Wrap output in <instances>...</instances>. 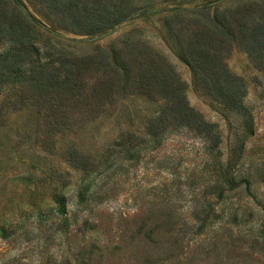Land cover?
Wrapping results in <instances>:
<instances>
[{
	"label": "rangeland",
	"instance_id": "rangeland-1",
	"mask_svg": "<svg viewBox=\"0 0 264 264\" xmlns=\"http://www.w3.org/2000/svg\"><path fill=\"white\" fill-rule=\"evenodd\" d=\"M254 1L131 0V16L101 35L86 36L56 27L51 13L34 0H13L32 19L39 47L48 40L78 58L97 47L123 54L126 42V49L143 44L159 54L185 83L189 106L215 125L223 161L240 136V117L229 114L224 120L194 89L165 21L176 14L190 17L189 11L199 8L221 13ZM224 63L243 82L253 133L240 160L247 190L245 184L224 187L220 196L199 138L185 130L166 135L136 160L98 171L105 156L111 158L121 146L130 149L131 136L142 135L161 105L157 95H112L98 107L85 92L48 105L44 98L29 97L17 82L1 86L0 264H144L146 257L158 264H264V69L255 68L236 46ZM69 150L73 159L78 155L88 164L78 167ZM169 224L172 237L165 232ZM146 231L164 242L144 239Z\"/></svg>",
	"mask_w": 264,
	"mask_h": 264
},
{
	"label": "trees",
	"instance_id": "trees-1",
	"mask_svg": "<svg viewBox=\"0 0 264 264\" xmlns=\"http://www.w3.org/2000/svg\"><path fill=\"white\" fill-rule=\"evenodd\" d=\"M34 1L51 13L56 27L86 36L101 35L126 20L135 10L131 0ZM189 13L192 16L176 14L166 20V29L175 42L177 58L191 73L194 89L210 100L211 109L224 120L229 114L240 117V136L229 146L224 161L215 125L207 123L189 106L185 83L159 54L143 44L130 51L126 49L129 48L126 42L122 43L123 54L120 50L97 47L92 54L78 58L67 57L48 40L42 41L39 47L41 39L32 19L20 11L13 0H0V87L17 82L29 97L44 98L48 105L59 104L64 96L76 100L85 92L89 94L85 98L92 97L98 107L108 103L112 95L121 99L133 93L147 97L155 94L161 105L156 114L146 120L142 135L131 136L130 149L121 146L112 152L111 158L105 156L98 171L136 160L143 150L156 149L166 135L185 130L199 138L203 154L216 176L212 188L218 191V196L224 187L232 189L245 184L247 190L249 181L242 176L240 160L245 140L253 133V123L243 104V82L227 69L224 61L231 47L236 46L249 56L255 68L264 69V0L221 13L207 8ZM73 153L69 150L68 155L71 160H77L78 167L88 164L87 158L77 155L73 159ZM78 193L82 202L84 196ZM58 208L63 213L61 199H58ZM157 211L169 216L167 211L159 208ZM147 220L146 217L142 223ZM261 228L264 233V207ZM165 230L172 237V224ZM149 233L145 232L144 239L152 243L164 242V239L152 240ZM143 263L158 264V260L146 257Z\"/></svg>",
	"mask_w": 264,
	"mask_h": 264
}]
</instances>
